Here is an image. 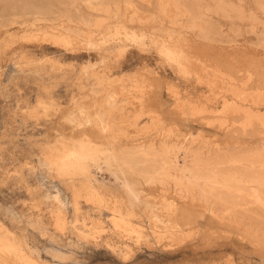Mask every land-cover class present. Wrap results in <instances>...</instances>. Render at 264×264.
<instances>
[{
	"label": "rangeland",
	"instance_id": "rangeland-1",
	"mask_svg": "<svg viewBox=\"0 0 264 264\" xmlns=\"http://www.w3.org/2000/svg\"><path fill=\"white\" fill-rule=\"evenodd\" d=\"M154 42L174 46L188 75L164 62ZM247 82L264 95V0H0V237L17 245L19 264H264V244L245 236L264 235V205L239 196L202 211L161 181L173 159L166 146L190 144L210 165L220 153L234 152L236 162L264 148L261 127L243 130L240 115L220 112L239 103ZM139 87L157 102L134 119ZM191 107L199 112L185 117ZM81 141L119 159L136 151L156 182L128 173L135 200L90 167L102 182L94 193L54 165L62 146ZM140 145L154 150L137 155ZM226 157L216 167L223 174L251 167ZM178 208L194 218L177 221L185 215ZM153 215L179 227L157 231ZM5 258L0 264H14Z\"/></svg>",
	"mask_w": 264,
	"mask_h": 264
},
{
	"label": "bare ground",
	"instance_id": "bare-ground-1",
	"mask_svg": "<svg viewBox=\"0 0 264 264\" xmlns=\"http://www.w3.org/2000/svg\"><path fill=\"white\" fill-rule=\"evenodd\" d=\"M120 30H122V28ZM120 33L121 31L117 30L112 34L114 36H120ZM214 36H216L217 41L218 33L216 32ZM138 42H140L141 44V41L139 39ZM154 46L156 48L158 56L162 58L164 62L176 66L180 74L184 76L188 75V68L186 69L185 67L186 64H184L185 62L182 59V55L179 51H177V49H175L174 46L166 43L158 44L156 42H154ZM102 59L104 60V58ZM250 79L251 76L248 77V81H250ZM262 80H260V82ZM107 83L108 82H106V84ZM254 88L255 87L249 86L248 82L245 83L243 87L239 89H242V91H244L243 89H245L247 92H237L235 94L236 101H238L239 103H223L222 110L220 111L223 114H225L227 111H232L233 113L240 115L244 120V128H242L243 130H246L247 127H253L254 125H258L259 127H261L260 129L264 130V114H260L262 112L261 108H264V95L254 92ZM138 89V92H140V97L134 99L138 101L139 105L138 110L136 109L135 112H133L134 119H139L140 117H142L144 114L143 110L157 102L156 98L148 97L149 94L145 90L142 91L140 87ZM115 102V94H107L104 104L108 112L113 109ZM244 107H247V109H244ZM198 112L199 111L197 110V108L191 107V111L186 112L185 117L192 116ZM93 114H95V112ZM104 114H106L105 111L98 112L96 114V120L97 124L105 133L109 131V129L105 127L107 123ZM146 115L150 118H156L155 114L152 112ZM257 130L258 129H256L255 131ZM166 147V150L173 154V159L162 164V168H164L162 169V175L164 176V179H162L161 181L171 180L174 184V187L180 191L182 198L189 199L190 203L197 202V205L199 204L200 209L202 208V211H210L212 213H215L213 211L214 208L212 207V200H218L224 205H233V201L239 196L244 198H252L253 202L264 205V148L242 152L244 154L245 160H238L236 162L234 161L235 159L232 158L234 152L220 153L219 156H214V162L212 165H210V163H208L210 161L209 158H199V150L191 147L190 144L185 146L176 144L173 147ZM129 150L128 153H126V155L128 154V157H125V155H123V157L125 158L122 157L123 159H119L120 157L116 158L110 151H107L106 149L98 148L91 143L81 141L74 143L72 146H62V154H58L59 156L55 155L56 157L53 156L55 162L54 165L57 164L59 169H61L63 176L69 177L72 180H76L78 183L82 182L88 184L93 192L97 194L103 190H101V188L98 187L94 182L102 183L99 182L96 178L100 176L99 179L101 180L103 171H105V173L107 172L111 174L114 181L121 182L119 183L121 184L119 186L124 189L127 195H130L133 199L137 200L138 195L135 191H133L132 185L128 181V175L130 174L135 177L143 178L147 183H154L156 182V173L145 166V161L136 160L133 158L134 154H136V151H133L132 153L131 150ZM135 150H137V155L139 152L142 155H146L153 151L154 148L151 145L148 147H142V145H140L138 146V148H135ZM182 154L184 155V157L180 159V155ZM223 156H227L226 159L224 158V161L227 164L242 165V162H249L251 167L249 168L248 165L241 171L228 173H225L224 170L225 174H223L221 173L223 172V170L219 172L216 169V167L221 164L220 160L223 159ZM246 165L247 164H245V166ZM257 166L261 169L260 173H254L252 171V173L247 174L245 171L248 170H244L251 168L254 169V167ZM90 167H93L95 174L98 175V177L95 178V176L90 171ZM243 179H245V181ZM244 183L248 184V186L244 185ZM245 187H248L250 190L246 191ZM178 210L180 212L179 214L185 215L178 217L177 221H191V218L194 216L190 215L192 214L191 211L189 212L188 210H182L179 208L175 211L178 212ZM231 211V209L225 208L223 209L222 213L231 214ZM197 212L196 214L200 216L201 213ZM116 220L117 224L125 223V220L121 217L116 218ZM153 224L155 230L161 232L162 226L165 225L166 229L169 231H174V229L177 230V228L179 227V225L175 221L164 220L155 215H153ZM249 229L250 228L246 229V231ZM243 230L245 229L243 228ZM257 233L258 232H254L253 230H251V232L247 231V234L245 233V236H248L247 238H254L255 240L253 241L255 242L256 246L259 247L258 245H260V243L264 244V235L262 233H259L260 235ZM257 240L260 242H258ZM260 246L261 249L264 248L263 245ZM17 254V245L6 242L0 237V255H3V257L5 256V259L10 260V262L13 261L14 264H19L18 258H20V255L17 256ZM228 262L229 264H235L231 259Z\"/></svg>",
	"mask_w": 264,
	"mask_h": 264
}]
</instances>
